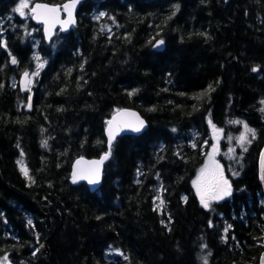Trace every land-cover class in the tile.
<instances>
[{
    "label": "trees",
    "instance_id": "trees-1",
    "mask_svg": "<svg viewBox=\"0 0 264 264\" xmlns=\"http://www.w3.org/2000/svg\"><path fill=\"white\" fill-rule=\"evenodd\" d=\"M19 2L0 0V264H259L264 0H83L50 43ZM121 108L147 129L115 140L98 191L72 185L77 158L107 152ZM243 119L256 139L234 155L231 196L206 210L193 181L211 128L228 135Z\"/></svg>",
    "mask_w": 264,
    "mask_h": 264
},
{
    "label": "snow or ice",
    "instance_id": "snow-or-ice-1",
    "mask_svg": "<svg viewBox=\"0 0 264 264\" xmlns=\"http://www.w3.org/2000/svg\"><path fill=\"white\" fill-rule=\"evenodd\" d=\"M75 3V0H71L70 3H64L63 4V11L67 13V18L66 19H61L60 17V6L58 5H48L46 3H36L34 6L29 7V0H20L19 5L13 9L14 12L18 13L22 18H26V13L25 9L27 8L30 13L32 14V18L36 19L38 22H41L45 25V34L46 36L51 39L52 36V29L54 26L59 23L61 25V31L66 30L64 28V25H68L70 23H74L73 19V13H72V7L73 4ZM103 15V13H101ZM29 35L31 33H28ZM164 41L160 40L157 42L156 46H159L163 44ZM37 61H40V57L36 56L34 57ZM12 63L16 64L17 61L13 57ZM44 61L43 63H37V71L31 73V75L35 76L39 74V69H42L44 66ZM253 72L258 71V67H253L252 69ZM30 73L28 71H25L23 73L24 78L26 79L27 84H30L31 81L27 80L29 77ZM2 87V85H0ZM130 96L134 95L135 92H129L128 93ZM29 103L26 105L29 109L31 108V96L28 98ZM261 104H264V100L261 101ZM122 111V110H120ZM261 112H264V108L260 109ZM124 115H129V116H135V113H127V112H122ZM115 119V117H114ZM108 128H107V135H108V152L102 157L101 161H94L93 163L96 165H99L103 162V160L108 159V156L111 153L112 149V141L115 138V135L119 133V131L122 128H128L133 132H140L144 125V121L140 120L139 117H136V120L134 122H125L122 125H118L117 129L114 131L113 130V120L106 121ZM210 125L212 124L211 120H209ZM234 124H243L244 131L235 138L236 143L239 145V147L242 149V151L247 152L248 147L247 145H250L252 140L256 139V130L253 128H250L246 123L243 121H232ZM213 127H215L213 125ZM175 131V129H173ZM217 132L222 133L223 129H216ZM250 137V138H249ZM233 137L229 136L228 140L231 143ZM207 143V142H205ZM43 147H47V140H43L41 142ZM195 147V145H193ZM217 151V147L214 144L212 146V153L208 154V160L210 164H205V167L200 170V175L197 176V179L193 181V186L197 190V195L200 198V203L203 208L206 210L210 208V202L212 200H223L225 197L231 195V184L229 183L228 179L224 177L223 171L221 166L215 161L213 153ZM235 149L234 148H229V153H234ZM21 156H23V153H21ZM230 159L234 158V156H229ZM80 161H77V164H79ZM17 164L20 165V170L24 174V176L27 178L29 176L28 169L26 166H24L22 160H17ZM261 169H262V175L261 179L264 180V152L261 153ZM235 174V173H234ZM78 180H86L89 184L95 185L99 183V169L98 167L96 169H81V170H74L72 174V183H77ZM159 199V197H157ZM185 201L187 200V197L183 198ZM164 201L161 200V204H163ZM99 219V217H98ZM28 223L31 225L32 221L29 219ZM163 223V221H162ZM167 227V225H165ZM209 226H212L211 221L209 222ZM231 227V225H227L224 229L225 232V237L223 239L226 240V234L228 232V229ZM235 239V237H233ZM37 242H39V237H37ZM41 247L43 245L41 244ZM206 247V245H205ZM39 251V249H36L33 252V255L36 254V252ZM120 255H123V253H120ZM211 255V253H209ZM126 258V257H125ZM4 261L8 260V257L5 256L3 257ZM203 264H208L207 257H203Z\"/></svg>",
    "mask_w": 264,
    "mask_h": 264
},
{
    "label": "water",
    "instance_id": "water-1",
    "mask_svg": "<svg viewBox=\"0 0 264 264\" xmlns=\"http://www.w3.org/2000/svg\"><path fill=\"white\" fill-rule=\"evenodd\" d=\"M83 0H75V3L73 4V7H72V13H73V19H74V23H70L68 25H64V28L66 30L64 31H61V25L59 23H57L54 28L52 29V36H51V39H49L46 34H45V25L41 22H38L36 19L32 18V14H31V20L32 22L35 24V25H38V26H41V29H42V35H43V38L45 40V42L47 43H50L56 36V33L57 31H60L62 34H67L70 32V30L75 27L77 25V22H78V10H79V7L81 5ZM71 0H68L64 3H70ZM36 3H46V2H34L32 3L31 6H34ZM50 4V3H46L50 6L52 5H58L60 6V17L61 19H66L67 18V13L63 11V4ZM160 40H163V39H159L157 40L154 45H153V48L157 51H162L165 47V43L159 45V46H156L157 45V42L160 41ZM122 110V111H120ZM122 112H127V113H135L136 115L135 116H129V115H124L122 114ZM115 117V119H114ZM136 117H139L140 120H143L144 121V127L143 129L140 131V132H133L131 131L130 129L128 128H122L119 133L117 135H115V138L114 140L112 141V145L113 143L115 142V140L121 136H125V135H132V136H138V135H141L148 127V123L146 121V119L141 115V113L133 108H121L119 109L117 112H115L112 117L110 118V120H113V130L115 131L117 129V126L118 125H122L124 124L125 122H134L136 120ZM107 128H108V125H106V129H105V137H106V140H107V152H108V135H107ZM106 152V153H107ZM264 152V145L262 146L261 150H260V153H259V157H258V179H259V183L260 185L262 186V190H263V193H264V180L261 179V175H262V169H261V153ZM105 153V154H106ZM103 154L101 157H96V158H88V157H79L77 158L73 164H72V167H71V176H70V182L72 185H79V184H82V183H85L87 185V187L89 188L90 192H96L100 189L101 185H102V182H103V176H104V169H105V165L109 159V156H108V159L106 160H103V162L99 165H96L94 164L93 162L94 161H101L102 157L105 155ZM77 161H80L79 164H77ZM98 167L99 169V183L95 184V185H92V184H89L86 180H78L77 183H72V174H73V171L74 170H81V169H84V170H87V169H96ZM263 245H264V239H263ZM5 264H14L12 261H10L9 259L6 261ZM259 264H264V252L262 253L261 255V258H260V262Z\"/></svg>",
    "mask_w": 264,
    "mask_h": 264
},
{
    "label": "rangeland",
    "instance_id": "rangeland-1",
    "mask_svg": "<svg viewBox=\"0 0 264 264\" xmlns=\"http://www.w3.org/2000/svg\"><path fill=\"white\" fill-rule=\"evenodd\" d=\"M30 5H31V3L29 1V7H30ZM26 9H25V11H26ZM27 80H30L31 83L30 84H27L26 79H25L24 80L25 82H24V85H23L24 88H27V87L30 88L32 86L33 81H34V76L33 75L29 76L27 78ZM261 105H262L261 108H264V104H261ZM235 126H239V130H237L235 133H230L228 135H226L224 133V130H223L222 133L217 132L216 129H219V128H216V127H213L212 126V128H211V135H210L211 142H210L209 147H208V150H207V155H206V158H205V161H204L203 165L199 169V171H198V173H197V175H196V177H195L194 180H196L197 179V176H199L201 174L200 173V170L205 167V164H210V162L208 160V154L209 153H212V146L215 144L216 147H217V151L215 153H213L214 158H215V161L221 166L224 177L227 178L228 181H229V183L231 184L230 178L233 177V176H236L237 170H236L235 162H234V164L231 163L234 158L230 159L229 156L230 155L231 156H234L236 154L237 149L240 148L239 145L236 143L235 138L238 137L244 131L243 124H235ZM249 127L252 128L251 126H249ZM229 136L233 137L231 143L228 140V137ZM252 142H253V140H252ZM250 145H247V147L250 146ZM230 147L235 149V152L234 153H229V148ZM194 189H195V192H196V195H197V190H196L195 187H194ZM231 192H232V189H231ZM230 196L225 197L223 200L228 199ZM197 197H198V199L200 201V198H199L198 195H197ZM219 201H222V200H219ZM219 201L212 200L210 202V207H211V205H213V203L219 202ZM112 253L113 254H119V252H117V251L116 252L113 251ZM3 264H4V262H3Z\"/></svg>",
    "mask_w": 264,
    "mask_h": 264
},
{
    "label": "flooded vegetation",
    "instance_id": "flooded-vegetation-1",
    "mask_svg": "<svg viewBox=\"0 0 264 264\" xmlns=\"http://www.w3.org/2000/svg\"><path fill=\"white\" fill-rule=\"evenodd\" d=\"M242 121H243V122H245V123H247V121H246V120H244V119H243ZM247 125H248V123H247ZM248 126H249V125H248Z\"/></svg>",
    "mask_w": 264,
    "mask_h": 264
}]
</instances>
